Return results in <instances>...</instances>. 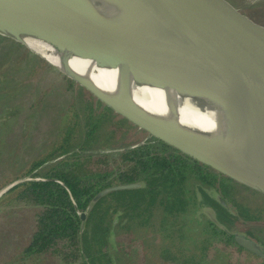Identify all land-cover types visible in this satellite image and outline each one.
<instances>
[{"label":"water","instance_id":"95a60500","mask_svg":"<svg viewBox=\"0 0 264 264\" xmlns=\"http://www.w3.org/2000/svg\"><path fill=\"white\" fill-rule=\"evenodd\" d=\"M81 5L80 23L51 22L0 10V41L52 69L146 137L264 195V81H248L227 67L201 0H82ZM49 12L46 14L52 19L56 10L51 8ZM21 36H38L101 67L121 65L130 74L129 84L144 83L174 91L167 96L136 92L128 80H119L117 86L111 83L118 92V98L111 99L94 83L78 77L75 68L65 61L61 67L36 53ZM246 36L261 43L255 33ZM248 60L255 63L242 67L264 71V54L252 53ZM182 95L192 99L186 101ZM211 99L232 113L230 134L205 131L212 126L218 131L216 124L222 125ZM34 179L38 178L15 179L0 189V195L15 184ZM139 186L134 182L105 187L93 196L89 206L109 192ZM211 192L214 200L230 212L220 195ZM77 214L83 221L85 212ZM205 215L237 246L264 259V247L259 242L225 228L210 207H206Z\"/></svg>","mask_w":264,"mask_h":264},{"label":"trees","instance_id":"16d2710c","mask_svg":"<svg viewBox=\"0 0 264 264\" xmlns=\"http://www.w3.org/2000/svg\"><path fill=\"white\" fill-rule=\"evenodd\" d=\"M36 66L39 67L38 64ZM35 70L32 69L31 75ZM47 92L43 89L35 103H39ZM101 128L108 130L104 143H100L103 142ZM131 128L134 127L125 119L107 108L100 109L97 103L92 104L87 99L77 105L69 103L49 147L13 174L4 172L0 175V188L25 176L38 178L15 184L2 196L10 195L4 204H21L29 214L28 243L22 249V257H55L62 264H114L109 254L113 235L122 256L131 259L130 264H136L139 243L133 241L131 248L123 250L114 227L123 229L126 235L131 228L135 229L140 223L141 202H146L147 208L156 202L166 208L164 202H173L185 196L183 198L190 203L188 192L191 180L196 182L193 185L196 205L210 207L217 221L228 230L231 229L230 224L240 217L244 221L264 223L262 202L251 206V200L239 197L237 188L249 190L250 196L256 195L263 200L264 195L153 138L147 137L140 143L128 144L116 151L90 152L97 146L111 148ZM134 182L140 186L109 192L89 206L93 196L101 189ZM204 187L218 193L230 212L220 206L212 194L205 192ZM181 208L169 205L166 209L178 211ZM77 211L85 212L83 221ZM150 216H145L147 221L152 219ZM206 222L211 227L207 243L214 241L243 250L208 218ZM244 234L264 247V236L259 238L250 232ZM243 251L264 264V259ZM157 259L174 264L202 263L180 260L167 253L160 254Z\"/></svg>","mask_w":264,"mask_h":264},{"label":"rangeland","instance_id":"374dc122","mask_svg":"<svg viewBox=\"0 0 264 264\" xmlns=\"http://www.w3.org/2000/svg\"><path fill=\"white\" fill-rule=\"evenodd\" d=\"M221 4L226 11L219 15L224 19L245 20V26L264 28V0H257L255 4L250 0H222ZM33 68L36 70L31 75ZM43 89L48 92L39 103H35ZM83 99L95 103L88 94L64 81L52 69L45 68L13 45L0 41V175L4 172L13 174L28 160L45 151L57 135L69 103L77 105ZM98 107L103 108L99 104ZM107 132V128L100 129L103 140L100 143H104ZM146 138L145 133L131 128L111 148L97 146L90 152L116 151ZM189 185L190 203L183 198L185 196L164 202L166 208L169 205L182 206L180 210H167L160 206V202L147 208V203L141 202L143 214L140 212V223L135 229L131 228L126 235L123 229L114 227L123 250L131 248L133 241L139 243L136 264H174L160 262L157 257L163 253L180 260L202 261L201 264H261L257 258L233 245L207 243L211 227L206 222V207L196 205L193 197L196 182L191 180ZM237 189L241 199L251 200V206L260 201L264 205L261 197L250 196L249 190ZM204 191L212 194L210 187H204ZM4 194L0 195V264H62L55 257H22V249L28 243L29 214L21 204H4L10 196L2 198ZM148 215L152 218L149 221L145 218ZM145 222V226L140 225ZM230 228L239 233L250 232L259 238L264 236V223L244 221L241 217L236 218ZM121 252L112 235L109 254L114 264H130L131 259L122 256Z\"/></svg>","mask_w":264,"mask_h":264},{"label":"bare ground","instance_id":"6f19581e","mask_svg":"<svg viewBox=\"0 0 264 264\" xmlns=\"http://www.w3.org/2000/svg\"><path fill=\"white\" fill-rule=\"evenodd\" d=\"M221 1L222 0H201L207 20L210 22L213 29L215 41L224 53L225 64L230 70L234 71V73L244 75L241 76L243 79L263 82L264 71H260L261 68L248 70L249 68L242 66L247 65L252 67V64L255 62L248 60V58H251L252 53L259 52L264 54V28L245 26V20L233 22L224 19L219 15L220 12L226 11ZM250 1L251 4L257 2V0ZM81 2L82 0H0V10L18 12L27 16L46 19L51 22L80 23L82 19ZM51 8H55L56 10L52 19L46 14L50 13L49 10ZM117 23L123 25L121 22ZM130 31L135 32L136 30ZM247 33H255L258 35V37L261 38V43L254 42L252 39L247 40ZM20 39L28 46L40 52L49 62L62 67L61 64L65 61L69 67L73 66L75 69H72L76 72L75 74L78 77L91 81L96 85L95 87H97V89L102 91L105 95H108L111 99L118 98V92L114 86H117L119 80H128L129 84L130 74L121 65L114 68L98 66L95 61L81 58L50 42L40 39L38 36H21ZM111 83H113L114 86ZM129 86L136 92L148 91L160 96H165V94L167 96V94L174 91L172 88L164 87L160 89L147 86L144 83H140V85H132L130 83ZM182 96H184L182 99L186 101L192 99L189 96ZM210 102L218 108L216 114H218L217 117L222 120V125L216 124L220 128L218 131L212 130L214 126L209 128L206 127V129L204 128L205 131L212 132V134L221 133L219 135H224L226 133L230 134L233 124L232 113L225 109L216 99H211Z\"/></svg>","mask_w":264,"mask_h":264}]
</instances>
